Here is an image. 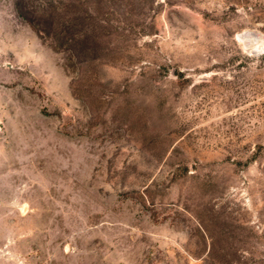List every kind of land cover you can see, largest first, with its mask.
<instances>
[{
    "label": "rangeland",
    "instance_id": "rangeland-1",
    "mask_svg": "<svg viewBox=\"0 0 264 264\" xmlns=\"http://www.w3.org/2000/svg\"><path fill=\"white\" fill-rule=\"evenodd\" d=\"M263 41L264 0H0V264H264Z\"/></svg>",
    "mask_w": 264,
    "mask_h": 264
},
{
    "label": "bare ground",
    "instance_id": "bare-ground-1",
    "mask_svg": "<svg viewBox=\"0 0 264 264\" xmlns=\"http://www.w3.org/2000/svg\"><path fill=\"white\" fill-rule=\"evenodd\" d=\"M244 37H245V39H250V38H254L255 36L250 35V34H245ZM256 49L257 50H264V41L261 44H259Z\"/></svg>",
    "mask_w": 264,
    "mask_h": 264
}]
</instances>
